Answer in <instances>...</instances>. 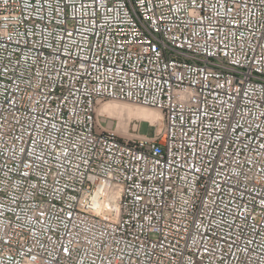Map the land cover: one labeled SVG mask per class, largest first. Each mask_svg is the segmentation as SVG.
<instances>
[{"label":"built area","instance_id":"built-area-1","mask_svg":"<svg viewBox=\"0 0 264 264\" xmlns=\"http://www.w3.org/2000/svg\"><path fill=\"white\" fill-rule=\"evenodd\" d=\"M0 264H264V0H0Z\"/></svg>","mask_w":264,"mask_h":264},{"label":"bare ground","instance_id":"bare-ground-1","mask_svg":"<svg viewBox=\"0 0 264 264\" xmlns=\"http://www.w3.org/2000/svg\"><path fill=\"white\" fill-rule=\"evenodd\" d=\"M149 107L150 106H146L140 103H130V102L128 103L125 101L113 99V100L102 102L101 104H99V106L97 107V112L100 114H105L109 116V118L111 117L110 119L117 120L116 131L120 132L121 134L128 133L131 127V123L129 121L126 122L125 120L126 117L125 119H123L124 113H126V115L128 116L130 114L138 115V117L139 115H142L143 118H146L147 120L151 121L152 124L157 126L156 133H159L163 125L162 115L157 109L153 107L152 108L151 107L149 108ZM133 119H134V116H133ZM127 120H129V118ZM138 127H139V121L134 126L135 132H138Z\"/></svg>","mask_w":264,"mask_h":264},{"label":"rangeland","instance_id":"rangeland-1","mask_svg":"<svg viewBox=\"0 0 264 264\" xmlns=\"http://www.w3.org/2000/svg\"><path fill=\"white\" fill-rule=\"evenodd\" d=\"M107 101H110V100H105L103 102H107ZM120 101H125V102H128V103L129 102L130 103H135V102H131V101H128V100H120ZM125 115H126V113L123 114V119H125V117H126L125 120H126V122L129 121L131 123V127H130L129 132L126 133V134H121L120 132H117L116 131V133L119 136H121V137H128L130 135L132 136L133 134H138V133L139 134H144V135H151V134H153L157 130V126L154 125V124H152L151 121L147 120L146 118H143L142 115H139V117H138V115H132V114H130L129 116L128 115L125 116ZM133 116H134V119H133ZM128 118H129V120H127ZM112 121H113V124L114 125L117 124V120H115V119H111V122H109L108 124L111 125L112 124ZM138 121H139L138 132H135L134 126L138 123ZM128 134H130V135H128Z\"/></svg>","mask_w":264,"mask_h":264}]
</instances>
